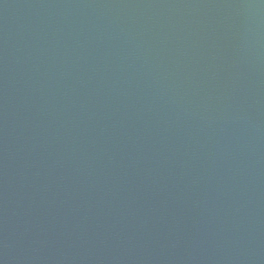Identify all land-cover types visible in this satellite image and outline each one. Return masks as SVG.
Returning a JSON list of instances; mask_svg holds the SVG:
<instances>
[{
  "label": "water",
  "instance_id": "1",
  "mask_svg": "<svg viewBox=\"0 0 264 264\" xmlns=\"http://www.w3.org/2000/svg\"><path fill=\"white\" fill-rule=\"evenodd\" d=\"M0 264H264V0H0Z\"/></svg>",
  "mask_w": 264,
  "mask_h": 264
}]
</instances>
